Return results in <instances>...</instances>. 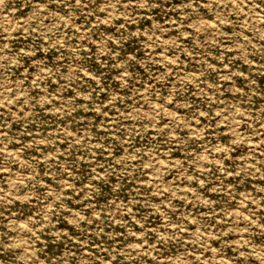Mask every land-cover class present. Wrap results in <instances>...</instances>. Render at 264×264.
I'll list each match as a JSON object with an SVG mask.
<instances>
[{
    "label": "rangeland",
    "instance_id": "rangeland-1",
    "mask_svg": "<svg viewBox=\"0 0 264 264\" xmlns=\"http://www.w3.org/2000/svg\"><path fill=\"white\" fill-rule=\"evenodd\" d=\"M0 264H264V0H0Z\"/></svg>",
    "mask_w": 264,
    "mask_h": 264
}]
</instances>
